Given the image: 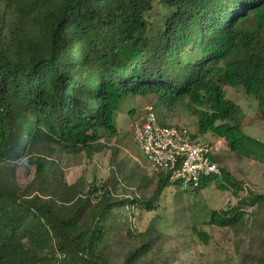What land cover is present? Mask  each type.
Returning <instances> with one entry per match:
<instances>
[{
  "label": "trees",
  "instance_id": "1",
  "mask_svg": "<svg viewBox=\"0 0 264 264\" xmlns=\"http://www.w3.org/2000/svg\"><path fill=\"white\" fill-rule=\"evenodd\" d=\"M226 86L255 97L264 118V0H0V264H168L147 259L160 235L135 234L133 219L158 210L170 188L184 200V185L156 171L151 187L119 165L106 181L69 182L59 155L92 159L124 100L153 96L170 109L192 103L201 134L258 157L264 142L244 131ZM221 170L189 193L214 179L238 194L241 183ZM249 192L203 222L246 232L260 212L253 206L264 210V194ZM124 236L139 245L118 255ZM239 264H264V251L247 249Z\"/></svg>",
  "mask_w": 264,
  "mask_h": 264
},
{
  "label": "rangeland",
  "instance_id": "2",
  "mask_svg": "<svg viewBox=\"0 0 264 264\" xmlns=\"http://www.w3.org/2000/svg\"><path fill=\"white\" fill-rule=\"evenodd\" d=\"M156 10L162 11L163 8L157 6ZM254 23L255 17L248 24L253 25ZM225 89L227 97L241 105L243 109L244 131L264 142V118L257 112L256 98L247 94L241 86L237 89L226 86ZM156 100L153 96L127 97L122 104L121 111L116 114L115 134L110 131L104 132L103 139L107 143V148L95 154L92 159L89 160L84 154L59 155L66 179L73 182L84 177L87 185L94 178L103 182L109 177L111 168L119 165L122 168L142 171L152 179L150 186L153 187L157 177L149 167V161L131 130L132 123L146 109L152 108L159 122L189 127L204 141H210L214 151L218 154L220 166L225 167L227 172L241 183L243 189H240L238 194L233 188L222 190L213 179L194 197L189 193L191 187L181 186L179 189H187V191L184 194V200L179 201L178 188H170L167 190L169 194L162 200L158 210L152 212L135 210L133 220L136 222L137 230L134 233L152 228L154 239L160 235V240L147 259H153L154 253L167 258L168 264H239L243 252L247 249L254 248L255 251H264L262 240L264 210H259L257 204L253 206V210L260 212L257 219L254 218L249 224L246 232H238L203 222L208 219L206 218L208 212L230 209L244 196H249V191L264 194V152L258 157H245L233 152L225 138L214 135L212 132L201 134L198 118L193 114L192 103H178L170 109L156 106ZM115 190L118 194L122 192L121 186L115 187ZM194 203L196 209L193 211ZM197 218H201L199 224H196ZM195 226L211 235L209 243H204L199 239L198 234L193 231ZM131 237L124 236L120 242L115 244V253H126L131 247L139 245L136 237L132 240ZM117 261L119 262L120 258H117Z\"/></svg>",
  "mask_w": 264,
  "mask_h": 264
},
{
  "label": "built area",
  "instance_id": "3",
  "mask_svg": "<svg viewBox=\"0 0 264 264\" xmlns=\"http://www.w3.org/2000/svg\"><path fill=\"white\" fill-rule=\"evenodd\" d=\"M132 133L154 171H167L171 181L198 187L205 177L221 175L211 142L189 127L159 122L152 108L133 123Z\"/></svg>",
  "mask_w": 264,
  "mask_h": 264
},
{
  "label": "clouds",
  "instance_id": "4",
  "mask_svg": "<svg viewBox=\"0 0 264 264\" xmlns=\"http://www.w3.org/2000/svg\"><path fill=\"white\" fill-rule=\"evenodd\" d=\"M153 110V109H152ZM154 111V110H153ZM162 123V122H161Z\"/></svg>",
  "mask_w": 264,
  "mask_h": 264
}]
</instances>
